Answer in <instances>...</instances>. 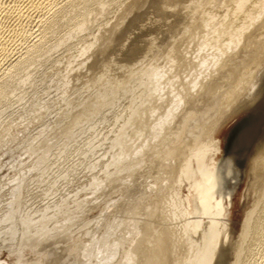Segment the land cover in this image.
I'll use <instances>...</instances> for the list:
<instances>
[{"label":"water","instance_id":"obj_1","mask_svg":"<svg viewBox=\"0 0 264 264\" xmlns=\"http://www.w3.org/2000/svg\"><path fill=\"white\" fill-rule=\"evenodd\" d=\"M264 0H86L0 118V264H260Z\"/></svg>","mask_w":264,"mask_h":264},{"label":"rangeland","instance_id":"obj_2","mask_svg":"<svg viewBox=\"0 0 264 264\" xmlns=\"http://www.w3.org/2000/svg\"><path fill=\"white\" fill-rule=\"evenodd\" d=\"M69 1L0 0V23H7L0 28V118L86 2L73 8Z\"/></svg>","mask_w":264,"mask_h":264},{"label":"bare ground","instance_id":"obj_3","mask_svg":"<svg viewBox=\"0 0 264 264\" xmlns=\"http://www.w3.org/2000/svg\"><path fill=\"white\" fill-rule=\"evenodd\" d=\"M18 1V0H17ZM84 1H86V0H70L69 2V4H71L72 6H73V8H75V7H77L76 5H78L79 6V3L82 5V2L84 3ZM39 2V1H38ZM11 4V3H10ZM15 4V3H14ZM13 4V5H14ZM50 4V3H49ZM11 7V6H10ZM25 7V6H24ZM7 8V7H6ZM9 8V7H8ZM7 8V9H8ZM18 8V7H17ZM11 11V10H10ZM17 11V10H16ZM9 12V11H8ZM10 13V12H9ZM9 13H8V15H9ZM7 14V13H6ZM6 14H4V15H6ZM31 14V13H30ZM5 17V16H4ZM8 17V16H7ZM12 17V16H11ZM9 18V17H8ZM25 22V21H24ZM7 23L4 21V20H2V22L0 23V28H1V26H3V25H6ZM23 26V25H22ZM4 30V29H3ZM1 32V31H0ZM1 34V33H0ZM6 35V34H5ZM46 48V47H45ZM49 51V50H48ZM43 51H41V53H42ZM45 52H46V50H45ZM34 59V56L33 55H30V58H29V61H32ZM17 70V69H16ZM264 246V242H263V244L261 245V247H260V250H261V248ZM263 261L262 262H260L261 264H264V250H263Z\"/></svg>","mask_w":264,"mask_h":264}]
</instances>
